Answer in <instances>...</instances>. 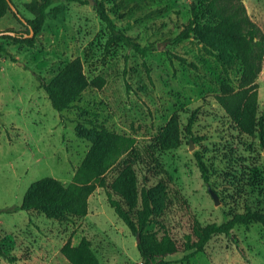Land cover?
I'll use <instances>...</instances> for the list:
<instances>
[{"label": "rangeland", "instance_id": "rangeland-1", "mask_svg": "<svg viewBox=\"0 0 264 264\" xmlns=\"http://www.w3.org/2000/svg\"><path fill=\"white\" fill-rule=\"evenodd\" d=\"M11 1L24 18L33 17L24 5L34 0ZM100 1L117 28L142 46H154L144 58L123 44L105 48L109 32L95 9ZM193 1L55 2L32 36L10 11L0 17V31L18 32L15 39H0L10 55H0V246L13 258L0 256V264H69L60 248L82 237L102 264H142L135 236L109 206L102 187L89 195L82 217L59 220L14 209L41 178L67 185L101 127L134 139L133 150L109 167L105 180L117 186L125 182L124 194L113 192V197L132 215L140 208L141 187L150 190L153 214L146 230L156 237L168 233L180 242L195 222L264 212V60L255 80L261 138L257 128L242 132L215 98L221 84L236 88L241 75V65L224 44L212 45L197 29L173 40L191 19ZM242 1L264 33V0ZM77 57L92 83L60 114L37 75L49 81ZM170 122L180 144L165 149ZM189 124L196 142L186 130ZM195 154L207 166L208 183ZM127 167L133 181L123 174ZM188 253L168 257L170 264H264V227L256 221L236 225L229 235H213L203 251L184 257Z\"/></svg>", "mask_w": 264, "mask_h": 264}, {"label": "trees", "instance_id": "trees-1", "mask_svg": "<svg viewBox=\"0 0 264 264\" xmlns=\"http://www.w3.org/2000/svg\"><path fill=\"white\" fill-rule=\"evenodd\" d=\"M11 1V0H10ZM88 3L89 0H34L25 3V8L33 17L24 18L18 10L13 11L7 0H0V17L7 11L25 26L33 34H38L46 20V9L55 2ZM12 2V1H11ZM96 13L99 19L105 23L109 35L106 39L105 48L123 44L141 57H145L153 45H140L134 38L125 34L108 14L104 4L96 2ZM206 20L207 22H202ZM200 30L210 39L211 44H224L228 56L239 62L241 75L237 87L223 83L220 85V93L215 96L218 104L226 114L237 124L245 134H252L257 128L260 137L263 136L261 118H256V105L258 85L255 82L262 70L264 60V33L262 29L249 17L242 0H194L191 4V19L184 29L173 39L174 41L189 37L194 30ZM18 32L13 30L0 31V39L17 38ZM9 53L0 44V55ZM185 62L182 57H177ZM143 64L145 62L143 61ZM40 86L45 91L51 106L60 114L75 105L80 95L91 86L82 70L80 58H74L61 67L57 74L49 81L37 75ZM98 86L103 80L95 79ZM187 132L191 139L196 142L198 137L192 135L190 124ZM95 140L91 141V147L85 158L76 168L71 181L67 185L58 180L45 177L32 183L27 189L22 202L14 209L31 212H41L51 219H70L82 217L87 213V200L96 187L105 190L107 202L114 213L128 227L130 232L139 236L136 244L142 264H170V256L182 252H189L184 257L192 256L203 251L206 243L213 235H229L236 225L247 226L256 221L264 227V212L247 210L237 213L220 223H208L201 225L195 222L191 232L184 236L180 242L175 241L168 233L156 237L154 233L146 230L147 223L153 214V205L150 190L141 187L140 208L132 215L125 209L121 202L113 197V192L124 194L125 182L120 185H109L105 180V173L124 154L133 150L134 139L125 134H118L101 127ZM163 148H175L179 146L180 139L177 135L176 124L170 122L166 137L162 140ZM201 177L204 183H208L207 166L202 158L195 154ZM129 167L124 169L125 178L133 181L128 173ZM122 174V175H123ZM130 176V177H129ZM8 210H12L8 208ZM61 255L69 264H102L92 250L91 242L82 237L76 245L66 241L60 248ZM0 256L13 262V258L0 246Z\"/></svg>", "mask_w": 264, "mask_h": 264}, {"label": "water", "instance_id": "water-1", "mask_svg": "<svg viewBox=\"0 0 264 264\" xmlns=\"http://www.w3.org/2000/svg\"><path fill=\"white\" fill-rule=\"evenodd\" d=\"M7 2L9 4L10 8L13 11L17 10L16 7L14 6V4L10 0H7ZM32 35H33V31L30 29L29 36H32ZM190 149H192V143L191 142H190ZM211 193H212V195L214 197L215 203H217V197H216V195L213 192H211ZM135 240H136V244L139 243V236L138 235L135 236Z\"/></svg>", "mask_w": 264, "mask_h": 264}]
</instances>
